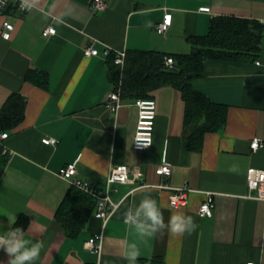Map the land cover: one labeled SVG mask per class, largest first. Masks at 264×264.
Returning a JSON list of instances; mask_svg holds the SVG:
<instances>
[{
    "label": "crops",
    "instance_id": "obj_1",
    "mask_svg": "<svg viewBox=\"0 0 264 264\" xmlns=\"http://www.w3.org/2000/svg\"><path fill=\"white\" fill-rule=\"evenodd\" d=\"M106 2L107 9L97 14L90 10L91 0H34L26 13L12 4L0 15V111L12 94L26 100L23 122L7 131L9 137L0 145L8 157L0 167V232L7 228L6 215L15 214L12 227L45 244L36 264H128L123 250L131 242L141 251L137 264H264V202L249 197L247 183L250 168L264 169V148H250L254 138L264 141V34L255 60L211 59L190 77L194 89L226 109L224 126L207 133L199 151L189 148L185 101L171 86L152 93L157 103L153 145L134 148L138 109L130 99L116 113L108 107L107 96L115 87L104 55L106 48L190 54V38L207 35L214 18L254 20L264 28V0ZM166 13L172 14V24L161 33L157 26ZM5 21L15 25L10 40L2 37ZM49 25L56 34L45 38L42 32ZM91 44L98 56H85ZM42 77L48 80L46 87ZM44 138L58 144L46 145ZM164 161L172 166L168 179L157 173ZM72 163L78 180L100 189L117 166L144 174L142 180L114 184L110 197L118 210L105 226L93 211L76 237L57 222L58 209L72 189L58 172ZM165 182L192 190L186 207L171 208L169 191L157 187ZM206 192L215 195L212 217L198 212ZM146 194L157 200L165 223L181 212L193 217L196 230L183 236L165 230L140 240L123 214ZM101 232L99 257L87 242ZM8 259L0 250V264Z\"/></svg>",
    "mask_w": 264,
    "mask_h": 264
},
{
    "label": "trees",
    "instance_id": "obj_2",
    "mask_svg": "<svg viewBox=\"0 0 264 264\" xmlns=\"http://www.w3.org/2000/svg\"><path fill=\"white\" fill-rule=\"evenodd\" d=\"M264 28L254 20L218 17L210 24L209 33L190 38L193 50L187 55H169L153 51L127 52L123 68L115 64V56L108 57L109 74L114 89L121 87L122 98L136 100L153 98L152 93L161 87L178 89L185 101L184 126L188 131L189 148L199 151L205 135L220 130L226 121V109L209 100L189 83L192 75L200 74L205 62L218 60H255L261 51ZM173 57V68L166 66V58ZM43 87L48 80L41 78ZM131 101V102H132ZM26 100L12 94L0 111V133L17 128L25 118ZM8 157L0 146V167ZM98 188V187H97ZM100 189V188H99ZM96 201L83 191L72 187L63 199L58 212L59 222L70 237H76L94 211Z\"/></svg>",
    "mask_w": 264,
    "mask_h": 264
},
{
    "label": "built area",
    "instance_id": "obj_3",
    "mask_svg": "<svg viewBox=\"0 0 264 264\" xmlns=\"http://www.w3.org/2000/svg\"><path fill=\"white\" fill-rule=\"evenodd\" d=\"M14 4L16 9L20 13H26L27 9H21V0H0V15L4 14L8 8ZM107 8L106 0H91L90 10L92 13L97 14L105 11ZM202 11L209 12L210 8H202ZM172 24V14L166 13L164 20L157 26V29L164 33ZM15 25L10 21H5L2 27V37L5 40H10L11 33L14 30ZM56 34V28L52 25L47 26L42 35L50 37ZM85 56L92 57L98 56L99 50L92 44L84 49ZM111 54L115 56V64L123 68L126 63L127 53L125 51H114L111 48H106L104 51L105 57H109ZM175 60L173 57L166 58V66L173 68ZM259 64V62H257ZM124 104L122 98L121 87H118L111 91L107 96V105L112 112L116 113ZM138 109V121L136 132L134 136L133 146L136 150H146L153 145L154 128L157 117V103L154 98H139L133 100L130 103ZM9 137L8 132L0 133V145H3L4 140ZM43 143L46 145L56 146L58 140L55 138H44ZM250 148L253 152L264 148V141L259 138H254L251 142ZM78 173L77 165L67 164L62 167L58 172L60 178L69 181L72 186L83 191L87 195L91 196L96 201L94 215L106 223L112 218L116 210L119 208V204L114 203L110 197V189L114 184H125L131 182V180H142L143 172L131 168L127 165H121L113 168L108 176L106 186L103 189H99L87 182H82L76 178ZM157 173L165 178H169L172 174V166L169 162L164 161L158 168ZM133 176V179L130 178ZM247 183L249 188V197L264 202V169L250 168L247 172ZM161 190L169 191L170 193V206L171 208L178 210L186 207L189 203V193L192 191L187 187H173L169 183L165 182L157 186ZM216 204L215 195L212 192L205 193V200L199 207V215L201 217H212L214 214ZM104 235L103 232L94 235L87 242V247L96 253L99 257L102 254ZM248 264H255L249 262Z\"/></svg>",
    "mask_w": 264,
    "mask_h": 264
},
{
    "label": "clouds",
    "instance_id": "obj_4",
    "mask_svg": "<svg viewBox=\"0 0 264 264\" xmlns=\"http://www.w3.org/2000/svg\"><path fill=\"white\" fill-rule=\"evenodd\" d=\"M34 0H21V9L31 10ZM7 228L0 232V250L9 257L7 264H36L40 259L45 244L42 240L25 238V229L12 227L16 224V215L7 214ZM124 223L142 241L153 238L165 230L175 236L191 235L198 225L192 216L177 212L171 215L165 223L163 213L156 199L144 195L138 204L128 206L123 214ZM31 225V224H30ZM141 256L137 243L131 242L123 250V258L128 264H137Z\"/></svg>",
    "mask_w": 264,
    "mask_h": 264
},
{
    "label": "bare ground",
    "instance_id": "obj_5",
    "mask_svg": "<svg viewBox=\"0 0 264 264\" xmlns=\"http://www.w3.org/2000/svg\"><path fill=\"white\" fill-rule=\"evenodd\" d=\"M106 9H107V8H106ZM126 53H127V52H126ZM130 105H131V104H130ZM71 185H72V184H71ZM72 187H74V186H72ZM75 188H76V187H75ZM77 189H78V188H77ZM117 210H118V209H117ZM117 210H116V211H117Z\"/></svg>",
    "mask_w": 264,
    "mask_h": 264
}]
</instances>
